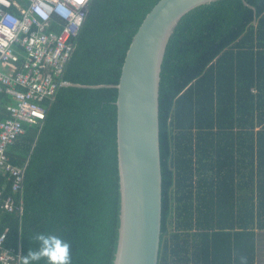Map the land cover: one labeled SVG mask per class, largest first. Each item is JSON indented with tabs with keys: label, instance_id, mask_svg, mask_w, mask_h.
<instances>
[{
	"label": "trees",
	"instance_id": "16d2710c",
	"mask_svg": "<svg viewBox=\"0 0 264 264\" xmlns=\"http://www.w3.org/2000/svg\"><path fill=\"white\" fill-rule=\"evenodd\" d=\"M159 0H91L46 118L7 149L0 234L27 256L37 233L71 244L72 264H114L121 194L118 90L126 53ZM23 63V59L18 65ZM256 91V92H254ZM0 120L10 98L0 95ZM163 199L159 264H256L264 231V0L186 14L160 82ZM12 201V211L3 207ZM21 264V260H20ZM39 264H47L41 260Z\"/></svg>",
	"mask_w": 264,
	"mask_h": 264
},
{
	"label": "water",
	"instance_id": "95a60500",
	"mask_svg": "<svg viewBox=\"0 0 264 264\" xmlns=\"http://www.w3.org/2000/svg\"><path fill=\"white\" fill-rule=\"evenodd\" d=\"M218 0H159L126 53L119 83L117 157L121 194L114 264H159L163 177L160 82L168 42L180 20Z\"/></svg>",
	"mask_w": 264,
	"mask_h": 264
},
{
	"label": "built area",
	"instance_id": "2783aa9c",
	"mask_svg": "<svg viewBox=\"0 0 264 264\" xmlns=\"http://www.w3.org/2000/svg\"><path fill=\"white\" fill-rule=\"evenodd\" d=\"M91 0H0V95L10 98L8 118L0 120V167L22 188L23 171L7 163V149L26 131L46 118L44 102L51 99L75 50ZM23 59V63L18 65ZM0 99V104H1ZM12 201L3 207L12 211ZM0 234V264H20L21 249L6 247Z\"/></svg>",
	"mask_w": 264,
	"mask_h": 264
},
{
	"label": "clouds",
	"instance_id": "9594fccd",
	"mask_svg": "<svg viewBox=\"0 0 264 264\" xmlns=\"http://www.w3.org/2000/svg\"><path fill=\"white\" fill-rule=\"evenodd\" d=\"M33 239L38 243L37 249H30L27 256L21 257V264H72L71 244L54 234L37 233ZM240 264H248L247 257H240Z\"/></svg>",
	"mask_w": 264,
	"mask_h": 264
},
{
	"label": "crops",
	"instance_id": "0c3cea01",
	"mask_svg": "<svg viewBox=\"0 0 264 264\" xmlns=\"http://www.w3.org/2000/svg\"><path fill=\"white\" fill-rule=\"evenodd\" d=\"M255 263L264 264V231L257 233V253Z\"/></svg>",
	"mask_w": 264,
	"mask_h": 264
}]
</instances>
